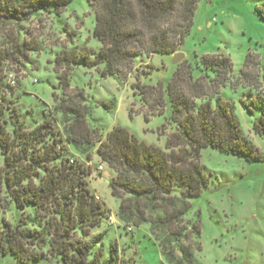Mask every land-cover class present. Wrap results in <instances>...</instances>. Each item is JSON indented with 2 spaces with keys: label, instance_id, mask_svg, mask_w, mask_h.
<instances>
[{
  "label": "trees",
  "instance_id": "1",
  "mask_svg": "<svg viewBox=\"0 0 264 264\" xmlns=\"http://www.w3.org/2000/svg\"><path fill=\"white\" fill-rule=\"evenodd\" d=\"M72 1L0 0V91L4 62L26 61L29 51L39 48L37 40L21 37L22 31L27 34L21 24L38 10L59 15ZM86 1L95 17L93 36L101 46L63 48L55 54L53 67L64 96L54 95L52 112L44 109L40 120L28 123L26 113L6 104V91H1L0 254L11 255L16 264H131L119 256L115 241L109 242L104 260L101 251L94 250L100 235L91 231L109 217L89 186L88 176L94 170L100 173L89 164L97 156L113 171L108 185L119 199L116 218L123 227L148 223L168 264H192L189 242L200 228L199 222L188 224L184 216L190 199L201 195L212 175L201 162V150L211 147L247 161H264L263 152L244 134L232 102L221 93L233 63L222 53H207L194 61L183 59L169 78L157 77L155 84H141L136 74L132 87L151 114L168 112L162 125L163 131L170 128L164 149L121 125L102 135L87 122L92 108L83 93L70 89V66L80 64L99 69L102 77L126 80L141 54H173L184 43L199 0ZM259 10L264 18V9ZM10 74L5 85L13 89ZM242 106L250 117L261 113L252 129L264 137V104L253 98ZM175 188L181 189L178 195L173 194ZM14 211L17 217L4 216Z\"/></svg>",
  "mask_w": 264,
  "mask_h": 264
},
{
  "label": "rangeland",
  "instance_id": "2",
  "mask_svg": "<svg viewBox=\"0 0 264 264\" xmlns=\"http://www.w3.org/2000/svg\"><path fill=\"white\" fill-rule=\"evenodd\" d=\"M260 8L264 9V0H199L190 33L175 52L184 53L180 61H194L207 53L230 57L233 69L221 88L222 96L232 102L244 134L264 154V137L252 129L253 119L261 113L250 117L242 106L243 101L250 105L253 98L264 104V18ZM94 25V13L86 0H73L59 15L38 10L21 24L27 32L22 31L21 37L37 40L39 48L29 51L26 61L6 60L1 84L6 91L4 102L18 106L22 115L25 112L26 122L40 120L44 109L51 113L54 95L64 96L53 67L55 54L81 45L100 48L101 43L93 36ZM2 35L0 31V41ZM247 54L250 61L243 67ZM172 58V54H141L126 80L102 77L99 69L72 64L67 74L70 89L81 91L91 106L88 124L102 135L114 125H121L140 140L164 149L170 128L163 131L162 125L168 112L151 114L132 85L137 82L136 74L141 84H155L157 77L169 78L177 64H172ZM242 67L246 75L240 73ZM148 70L150 74L144 76L142 72ZM10 73L16 80L13 89L5 85ZM104 102L108 107H103ZM54 117L62 129L59 114ZM69 150L77 156L71 146ZM201 162L212 175L201 195L190 199L191 208L184 216L188 224L199 222V236L189 242L195 257L192 264H264V161H247L206 147L201 150ZM89 164L100 171L94 170L88 176L89 186L109 216L91 231L92 236L100 235L94 250H100L104 260L109 242L115 241L119 256L131 259V264H168L148 223L124 228L116 218L119 199L108 185L113 171L97 156ZM180 190L175 188L173 194L178 195ZM18 215L16 211L4 214L8 219ZM0 264H16V260L0 254Z\"/></svg>",
  "mask_w": 264,
  "mask_h": 264
},
{
  "label": "water",
  "instance_id": "3",
  "mask_svg": "<svg viewBox=\"0 0 264 264\" xmlns=\"http://www.w3.org/2000/svg\"><path fill=\"white\" fill-rule=\"evenodd\" d=\"M172 56H173L172 64H176L184 57V53L183 52H174L172 54Z\"/></svg>",
  "mask_w": 264,
  "mask_h": 264
},
{
  "label": "built area",
  "instance_id": "4",
  "mask_svg": "<svg viewBox=\"0 0 264 264\" xmlns=\"http://www.w3.org/2000/svg\"><path fill=\"white\" fill-rule=\"evenodd\" d=\"M8 82H9L10 84H15V77H14L13 74H10V75L8 76ZM98 168H99V169H102V165H99ZM95 197H96L97 199H99V196L95 195Z\"/></svg>",
  "mask_w": 264,
  "mask_h": 264
}]
</instances>
